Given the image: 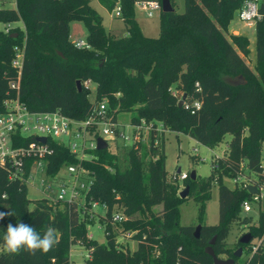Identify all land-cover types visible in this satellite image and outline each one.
Instances as JSON below:
<instances>
[{"label":"trees","instance_id":"16d2710c","mask_svg":"<svg viewBox=\"0 0 264 264\" xmlns=\"http://www.w3.org/2000/svg\"><path fill=\"white\" fill-rule=\"evenodd\" d=\"M96 1L109 11L120 8L126 35L115 37L104 28L91 0H0V106L8 81L15 79L9 65L12 48L22 43L18 99L31 112L59 110L70 118L85 119L96 103L106 100L107 111L116 121L119 113L127 112L132 123L142 119L161 122L166 129L182 132L211 149L231 135L224 157L213 160L208 177L191 180L188 174L182 180L189 187L188 195L198 203L199 236L194 234V225L180 224L178 207L183 198L177 195L178 186L166 178L164 134L157 147L151 135L147 145H117L114 151L93 148L88 151L91 159L82 160L55 140L50 143L54 155L48 173L54 175L60 167L74 164L88 170L92 182L84 197L87 209L78 208L77 202L29 200L22 184L0 173V191L5 192L0 211L10 213L0 221V264H71L69 252L74 244L91 249L84 264H213L204 248L216 236L212 249L224 253L231 226L239 221L246 225L250 243L260 241L255 251L249 250L244 264H264V212H258L255 223L251 216L241 219V203L250 194L243 187L229 189L223 181L236 174L241 163L255 174L261 170L264 0L259 4L261 19L255 23L253 68L244 59L249 53L248 38L226 35L243 0H184L182 13L160 8L157 38L144 35L137 24L135 5L140 0ZM170 4L174 8L173 0ZM72 20L86 28L88 48H78L69 40ZM17 22L20 27L4 30ZM87 80L96 85L94 102L87 98L89 89L83 85ZM182 94L189 103L199 101L200 108L191 113L179 107ZM214 184L218 186L219 220L206 225L205 208ZM92 201L106 206L104 217L98 219L104 227L105 244L87 236V226L93 222L87 217ZM158 205L162 206L159 213L154 209ZM114 212L124 220L113 221ZM18 221L41 234L51 225L57 230L58 242L47 253H7L3 233L9 222ZM114 226L132 233L135 249L118 245ZM250 243L239 241L238 246L242 251ZM228 256L234 262L238 258L234 252Z\"/></svg>","mask_w":264,"mask_h":264},{"label":"built area","instance_id":"2783aa9c","mask_svg":"<svg viewBox=\"0 0 264 264\" xmlns=\"http://www.w3.org/2000/svg\"><path fill=\"white\" fill-rule=\"evenodd\" d=\"M261 0H243L236 16L242 24L255 26L261 19ZM136 5L143 9L148 17L160 10L161 4L156 0H140ZM115 16H120L121 10L118 6L114 9ZM9 26L7 25L4 30ZM78 48H88L89 45L83 40L73 42ZM24 55L23 44H17L12 48V57L9 65L15 71V79L8 81V89L1 99L0 106V173L4 174L6 180L16 181L22 184L27 190L29 187L39 194L37 199H44L57 204V202L75 203L82 198L83 208L84 197L89 191L92 179L89 171L79 164L62 166L51 175L48 173L49 159L54 155L51 141H59L65 145L71 154L79 160L91 159L88 151L96 148L98 138L109 142L113 148L117 145L122 147H137L139 144H148L150 136L153 135V146L157 147L159 138L166 131V127L160 122L146 121L142 119L139 123L127 122L119 124L107 111V101L102 100L96 103L91 109L89 116L85 119H75L65 116L59 110L53 112L29 111L18 99L19 74L22 68ZM91 80L83 82L86 89H89ZM198 86V83H196ZM173 95H176L172 92ZM184 108L191 113L200 108V102L194 100L189 103L183 101ZM37 137H45L46 141L36 140ZM261 159V158H260ZM260 172L255 174L247 169L245 164L240 165L239 171L231 176L230 181L234 187H243L247 190L251 185L255 188L254 193H249V199L241 203V211L248 212L253 204L264 201V164L260 160ZM65 168L66 178L57 177L58 172ZM188 173L179 171L172 175V181L186 179ZM248 192V190H247ZM5 192L0 191V200L4 199ZM27 197V196H26ZM100 206L103 210L105 205L92 201V212L94 207ZM124 216L119 212L112 215L113 221H122ZM91 238V237H90ZM251 250L255 251L260 243L254 239ZM86 258L90 259L91 249L87 250Z\"/></svg>","mask_w":264,"mask_h":264},{"label":"rangeland","instance_id":"374dc122","mask_svg":"<svg viewBox=\"0 0 264 264\" xmlns=\"http://www.w3.org/2000/svg\"><path fill=\"white\" fill-rule=\"evenodd\" d=\"M174 9L176 12L182 13L184 11V0H173ZM8 6H12V2H8ZM92 7L97 10L100 14L102 19L103 27L106 28L110 33L115 37L122 38L126 35V27L124 25L123 20L120 16H115L114 10L108 11L103 9L96 0H91ZM135 18L139 27L144 35L149 36L151 38H157L160 32L159 26V12L157 10L154 12L152 17H148L146 12L140 8V6L135 5ZM21 26L19 22L11 23L9 25L10 28L12 27ZM2 27V23H0V28ZM69 40L74 42L76 40H83L85 41V37L87 34L86 28H84L82 22L77 20H72L69 23ZM233 31H237L239 34L246 36L249 41V53L245 56V61L249 65L250 68H253L256 62L255 59V26H247L246 24H242L236 14H234L233 18L230 20L228 25V31L226 33H232ZM95 87L94 83H91L89 86V93L87 95L88 100L94 102L95 98ZM181 97L179 98V100ZM130 114L127 112L119 113L118 116V123L125 124L129 122ZM166 129V128H165ZM231 135H226L224 139L219 142L217 145L213 147V149L206 147L196 140H193L188 135L182 132H174L171 130L166 129L164 132V153H165V165H166V178L172 184L178 186L177 195L179 191L182 190L186 185L181 180L172 181V175L177 172L178 168L180 167L181 171H185L190 174L192 171L195 172L198 178H206L210 175L213 160L216 158L224 157L227 151V144L230 142ZM109 149L116 150L113 148L112 144L109 142ZM120 153V152H119ZM261 163L264 164V144H262L261 156H260ZM57 177L59 178H66L67 172L65 168H62L59 172ZM225 185L231 189L234 187L230 178L223 179ZM176 182V183H175ZM189 194V193H188ZM186 195L183 198L182 204L178 207V217L180 219V224L182 225H194L195 227L199 224L198 223V203L195 202L191 198L190 195ZM218 186L214 184L211 187L209 200L206 204L205 208V215H204V223L206 225H215L219 220V200L218 198ZM26 196L29 199H37L39 198V194L31 189L30 187L26 190ZM83 199H77L78 208H83ZM156 212H160L162 209L161 205L154 207ZM264 212V201L260 202L259 204H253L248 212L240 211V217L243 219L244 217L251 216L253 218V223L257 221L258 212ZM105 210H103L100 206L94 207L92 212L87 214V217L93 220L92 224L87 226V236L90 238H94L99 244H105L107 239L104 234V227L98 220L99 217H104ZM81 218L82 216L80 214ZM91 216V217H90ZM115 237L118 245L123 248H129L131 250L135 249L137 246V241L134 240L132 233L125 234L123 233L119 227L114 226ZM247 233L246 225H243L240 221L234 222L231 226L229 231V236L225 241V245L223 246L224 253L215 254L217 257L221 259L232 258L229 257L228 254L231 252H235L239 246L238 242L239 239ZM255 240H252L250 245L254 244ZM208 246V245H207ZM206 246V247H207ZM205 247V248H206ZM204 248V250H205ZM212 249V246H211ZM251 246L242 250V254L240 257L235 260L234 264H244V262L250 257ZM213 251V249H212ZM249 251V253H248ZM252 251V250H251ZM87 250L80 244H74L70 248L69 255L71 257V264H84L86 259Z\"/></svg>","mask_w":264,"mask_h":264},{"label":"clouds","instance_id":"9594fccd","mask_svg":"<svg viewBox=\"0 0 264 264\" xmlns=\"http://www.w3.org/2000/svg\"><path fill=\"white\" fill-rule=\"evenodd\" d=\"M10 213L0 211V221L4 220ZM56 228L49 225L41 234L30 224L18 221L13 224L9 222L2 236L5 250L9 254L19 255L22 252L36 254L47 253L58 242Z\"/></svg>","mask_w":264,"mask_h":264},{"label":"water","instance_id":"95a60500","mask_svg":"<svg viewBox=\"0 0 264 264\" xmlns=\"http://www.w3.org/2000/svg\"><path fill=\"white\" fill-rule=\"evenodd\" d=\"M161 9L164 12H173L174 11V8H172V6L170 4V0H161ZM76 85H77L78 91H80L81 90V82L77 80ZM185 97H186V95L182 94L181 99L178 100L177 104H178L179 107L182 106ZM36 140L45 142L46 138L45 137H37ZM105 148H107L106 142L103 141L101 138H98L97 142H96V149L100 150V149H105ZM180 170L181 169L179 167L178 170H177V173ZM195 177H196V174H195L194 171H192L190 173V179L194 180ZM247 190H248V193H254L255 192V188L253 186H251V185L248 186ZM188 191H189V187L185 186L182 190L179 191L178 197L184 198L188 194ZM199 229H200V225L198 224L195 227V232H194L196 238H198V236H199V234H198L199 233ZM215 237L216 236H213V238L211 240H209L208 246L204 250L208 255H210L212 257L213 264H234V258L233 259L232 258L221 259V258L217 257V255L214 253V251H212L211 246L214 243ZM251 239H252L251 235L249 233H246L239 239V241L242 244H248V243H250ZM234 254H235V256L240 257L241 254H242L241 248H238L234 252Z\"/></svg>","mask_w":264,"mask_h":264},{"label":"crops","instance_id":"0c3cea01","mask_svg":"<svg viewBox=\"0 0 264 264\" xmlns=\"http://www.w3.org/2000/svg\"><path fill=\"white\" fill-rule=\"evenodd\" d=\"M137 6V5H136ZM102 7V6H101ZM103 8V7H102ZM105 9V8H103ZM106 10V9H105ZM109 11V10H108ZM156 12V11H155ZM110 31V30H109ZM232 34H239L237 31H233ZM241 35V34H240ZM149 37V36H148ZM75 42V41H74Z\"/></svg>","mask_w":264,"mask_h":264}]
</instances>
